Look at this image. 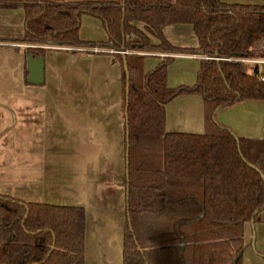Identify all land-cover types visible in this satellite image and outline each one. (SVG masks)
I'll list each match as a JSON object with an SVG mask.
<instances>
[{"label": "trees", "instance_id": "16d2710c", "mask_svg": "<svg viewBox=\"0 0 264 264\" xmlns=\"http://www.w3.org/2000/svg\"><path fill=\"white\" fill-rule=\"evenodd\" d=\"M2 5L23 7L21 40L35 46L25 49L34 57L44 56L46 46L78 52L93 45L79 37L82 14L101 20L112 49L172 52L176 49L159 29L174 23L192 24L199 50L207 55L248 56L249 47L264 42L262 5L221 0H4ZM132 21L146 23L159 44L151 45ZM130 32L140 43L124 40ZM124 56L128 166L121 264H242V226L264 203V140L235 137L211 115L236 102L264 101V81L254 76L255 66L206 59L199 62L193 85L168 88L171 57L142 75L143 55ZM180 94L202 97L205 132L164 129L163 105ZM86 219L81 207L24 203L0 194V264H85Z\"/></svg>", "mask_w": 264, "mask_h": 264}, {"label": "crops", "instance_id": "0c3cea01", "mask_svg": "<svg viewBox=\"0 0 264 264\" xmlns=\"http://www.w3.org/2000/svg\"><path fill=\"white\" fill-rule=\"evenodd\" d=\"M221 1L264 6V0ZM3 3L0 0V194L24 203L83 208L87 214L85 264H121L125 218L122 59L110 51L101 20L82 14L79 37L93 45L78 52L46 46L44 82L29 84L23 46L27 42L21 40L25 12L20 5L9 8ZM130 25L151 45L159 44L158 36L147 32L146 23L132 21ZM159 31L176 50L125 49L124 55H143L142 75L164 56L171 57L166 65V86L193 85L199 62L204 60L199 56L206 54L199 50L193 25L167 24ZM124 40L140 43L132 32ZM259 45L249 47L250 55ZM255 68L264 81V66ZM163 110L166 131L201 134L206 130L200 95L180 94L166 102ZM211 119L235 137L264 140V101L236 102L215 110ZM242 245V264H264V209L252 229L249 223L243 224Z\"/></svg>", "mask_w": 264, "mask_h": 264}, {"label": "water", "instance_id": "95a60500", "mask_svg": "<svg viewBox=\"0 0 264 264\" xmlns=\"http://www.w3.org/2000/svg\"><path fill=\"white\" fill-rule=\"evenodd\" d=\"M123 49V47H122ZM122 59V65L124 70V79H125V85H124V119L126 120V106H127V94H128V72L126 67V61L124 53L121 54ZM26 66L28 71V77L27 82L29 84L34 85H41L44 82V64H43V57H33L30 54H27L26 56ZM127 145H128V139H127V130H125V151H124V178L125 181H127ZM260 179L262 180L264 184V177L260 175ZM264 209V203L260 208H258L256 211L253 212L250 221L248 222L251 229H252V223H253V216L260 211ZM130 229V227H129ZM253 247V240L251 239V248Z\"/></svg>", "mask_w": 264, "mask_h": 264}, {"label": "built area", "instance_id": "2783aa9c", "mask_svg": "<svg viewBox=\"0 0 264 264\" xmlns=\"http://www.w3.org/2000/svg\"><path fill=\"white\" fill-rule=\"evenodd\" d=\"M24 46H30V45H24ZM254 52L251 55L248 56H218V55H207V54H201L199 57L206 60V59H212L216 61H233V62H241L243 64H249L254 65L255 67H263L264 66V42L260 44L259 46L253 49ZM98 51V50H97ZM113 53H127L128 51L125 49H111L110 50ZM192 57H195V54L190 55ZM254 76L263 81V77L260 75L258 71L254 74Z\"/></svg>", "mask_w": 264, "mask_h": 264}, {"label": "rangeland", "instance_id": "374dc122", "mask_svg": "<svg viewBox=\"0 0 264 264\" xmlns=\"http://www.w3.org/2000/svg\"><path fill=\"white\" fill-rule=\"evenodd\" d=\"M25 45H29V44H27V43H25ZM24 46V45H23ZM26 48L28 47V46H25Z\"/></svg>", "mask_w": 264, "mask_h": 264}]
</instances>
